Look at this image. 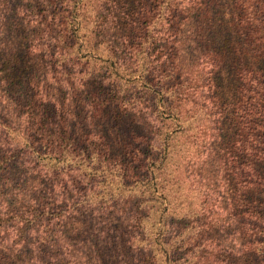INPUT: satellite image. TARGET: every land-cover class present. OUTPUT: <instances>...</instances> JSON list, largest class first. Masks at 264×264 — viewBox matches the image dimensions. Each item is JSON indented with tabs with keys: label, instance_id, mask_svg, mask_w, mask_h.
<instances>
[{
	"label": "trees",
	"instance_id": "16d2710c",
	"mask_svg": "<svg viewBox=\"0 0 264 264\" xmlns=\"http://www.w3.org/2000/svg\"><path fill=\"white\" fill-rule=\"evenodd\" d=\"M0 264H264V0H0Z\"/></svg>",
	"mask_w": 264,
	"mask_h": 264
},
{
	"label": "rangeland",
	"instance_id": "374dc122",
	"mask_svg": "<svg viewBox=\"0 0 264 264\" xmlns=\"http://www.w3.org/2000/svg\"><path fill=\"white\" fill-rule=\"evenodd\" d=\"M170 170H173V168L172 169H170ZM180 182H181V180H180ZM181 191L182 192H185V193H187L186 191H184L182 188H181ZM188 194V193H187ZM189 197V198H188ZM188 197H182V198H180V199H185V200H187V202H191V204H192V209H196V205L198 204V199H197V197H196V195L194 194V195H191V194H189L188 195ZM176 201V203L179 201V200H175Z\"/></svg>",
	"mask_w": 264,
	"mask_h": 264
}]
</instances>
